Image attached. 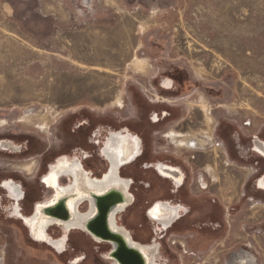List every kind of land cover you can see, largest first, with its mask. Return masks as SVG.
<instances>
[{"label":"rangeland","instance_id":"1","mask_svg":"<svg viewBox=\"0 0 264 264\" xmlns=\"http://www.w3.org/2000/svg\"><path fill=\"white\" fill-rule=\"evenodd\" d=\"M164 111L171 119L155 123ZM126 127L147 144L143 160L124 169L139 188L122 221L136 240L151 241L145 208L171 194L145 161L167 160L187 173L196 197L184 188L176 198L199 202L190 221L203 229L185 219L169 230L162 262L232 264L245 251L247 264H264V222L245 213L264 177L254 149L264 142V0H0V139L20 146L0 149V186L22 181L29 210L48 196L39 178L49 164L89 151L84 163L99 170L96 144ZM172 129L211 140L177 149L165 136ZM8 200L0 189V264H111L107 247L80 231L64 254L36 243Z\"/></svg>","mask_w":264,"mask_h":264},{"label":"flooded vegetation","instance_id":"2","mask_svg":"<svg viewBox=\"0 0 264 264\" xmlns=\"http://www.w3.org/2000/svg\"><path fill=\"white\" fill-rule=\"evenodd\" d=\"M172 79H165L163 85L166 88L173 86ZM203 109L206 110L208 116L207 120H212L209 115V108L201 102ZM165 112V111H164ZM169 117H168V116ZM172 113H164L162 118L160 114L154 116L155 123H161L164 120L171 119ZM165 136L178 148L195 149L198 146H203L204 143L211 140V136L199 138V136L192 133H182L175 130L168 131ZM100 151L98 156L105 161V167L99 168L90 167L84 163L91 159L93 155L87 151L84 159L79 156L64 155L56 162L48 165V170L43 173L40 178V184L48 191V196L39 197L32 202L31 209L26 210L21 205L27 200V190L22 181L14 178H8L3 181L0 186L4 192L6 199L11 202L10 212L15 219L21 221L28 231L30 238L36 243L51 246L58 253L64 254L68 251V245L71 241L70 235L73 231H80L87 235L93 242L100 246H105L103 256L111 264H119L110 258L113 250L112 243L102 241L92 237L84 229V225L89 220L98 215L97 198L96 196L107 193L110 188L119 190H127L130 194L131 203L120 208L124 211H116L115 222L111 224L113 228H124L131 237L133 242L138 243L146 258L147 264H166L162 262L161 249L162 240L168 234V231L173 230L177 224L182 223L188 219L186 227L190 229L202 228L200 225L191 220L195 212V206L199 203H188L181 198L177 200L176 196L181 194L182 189L189 190V195L196 197V192L190 186V179L187 173L181 166L175 165L167 160H153L145 161L148 167L156 170L157 175L171 185V194L167 199L155 200L148 204L145 208L146 218L155 224L153 230L154 236L149 243H143L135 239L132 229L126 226L123 221V214L128 208L134 206L138 201V187L137 180L132 176L124 175V169L132 164L143 160L147 154V144L143 136L135 133L128 127L113 130L106 135L103 142H98ZM95 146V147H96ZM20 146L11 140L0 139V149L2 150H19ZM264 142L260 140L255 146V151L260 153L263 150ZM96 152V151H95ZM90 154V155H89ZM261 154V153H260ZM263 155V154H262ZM27 174H31L33 167L29 164L20 167ZM211 174L216 177L215 174ZM64 180V181H63ZM203 188H207L205 180H201ZM259 188L264 189V177L258 180ZM148 189L152 188V184H146ZM192 196V197H194ZM199 198H195L197 202ZM11 200V201H10ZM216 203V200L213 199ZM219 204V202H218ZM220 206V204H219ZM218 209L220 210V207ZM67 212L68 219H62L61 214ZM53 214L57 216H53ZM59 215V216H58ZM205 225V223H202ZM221 227V225H219ZM53 228H58L60 234L54 236L51 231ZM203 229V228H202ZM159 232L162 235H159ZM159 239V240H158ZM250 254L245 251L238 253L232 260V264H247ZM80 262L75 260V264ZM2 264V263H1Z\"/></svg>","mask_w":264,"mask_h":264},{"label":"water","instance_id":"3","mask_svg":"<svg viewBox=\"0 0 264 264\" xmlns=\"http://www.w3.org/2000/svg\"><path fill=\"white\" fill-rule=\"evenodd\" d=\"M98 215L89 220L84 225V229L92 237L112 243L113 250L110 258L119 264H147L144 252L141 246L133 242L128 232L124 228H113L111 224L115 222L116 211L118 207L128 206L131 203L130 194L127 190L117 191L110 188L107 193L96 196ZM53 216H57L56 214ZM59 216V215H58ZM62 219H68L67 212L61 214Z\"/></svg>","mask_w":264,"mask_h":264},{"label":"crops","instance_id":"4","mask_svg":"<svg viewBox=\"0 0 264 264\" xmlns=\"http://www.w3.org/2000/svg\"><path fill=\"white\" fill-rule=\"evenodd\" d=\"M253 171L249 173L250 177L252 176L253 177ZM263 174V173H262ZM254 189H255V195L254 197L251 195V198L247 199L249 201H247L245 203V213L246 215H249L251 217L250 219V224L253 223V215L255 214L256 215V218L258 219V216H260V220H261V223L264 222V189L262 188H259L258 184H257V181L254 182ZM224 190V193L223 195L225 194V188H223ZM221 199V197H219ZM226 198L223 197L221 199V201H224ZM235 201L237 202L238 200L235 199ZM250 209V211H249ZM247 220V219H246ZM247 222V221H246ZM249 222V221H248Z\"/></svg>","mask_w":264,"mask_h":264},{"label":"bare ground","instance_id":"5","mask_svg":"<svg viewBox=\"0 0 264 264\" xmlns=\"http://www.w3.org/2000/svg\"><path fill=\"white\" fill-rule=\"evenodd\" d=\"M84 3V2H83ZM94 3V2H93ZM89 7V6H88ZM83 9H84V7H83ZM91 10V9H90ZM93 10V9H92ZM86 11V10H85ZM260 153L261 154H263L264 155V148H263V150H260Z\"/></svg>","mask_w":264,"mask_h":264},{"label":"built area","instance_id":"6","mask_svg":"<svg viewBox=\"0 0 264 264\" xmlns=\"http://www.w3.org/2000/svg\"><path fill=\"white\" fill-rule=\"evenodd\" d=\"M201 187H203V186H201Z\"/></svg>","mask_w":264,"mask_h":264}]
</instances>
